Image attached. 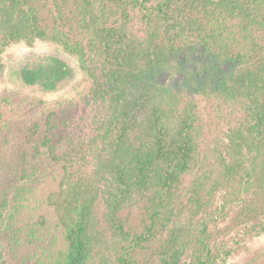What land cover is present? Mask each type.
Returning a JSON list of instances; mask_svg holds the SVG:
<instances>
[{"label":"trees","instance_id":"1","mask_svg":"<svg viewBox=\"0 0 264 264\" xmlns=\"http://www.w3.org/2000/svg\"><path fill=\"white\" fill-rule=\"evenodd\" d=\"M36 40L76 56L90 85L32 103L39 118L0 194L8 240L18 196L49 170L63 248L41 264H225L232 251L203 218L221 191L223 210L240 207L235 229L264 232V0H0V76L5 50ZM9 70L45 94L72 77L55 56ZM200 101L225 125L213 150Z\"/></svg>","mask_w":264,"mask_h":264},{"label":"rangeland","instance_id":"2","mask_svg":"<svg viewBox=\"0 0 264 264\" xmlns=\"http://www.w3.org/2000/svg\"><path fill=\"white\" fill-rule=\"evenodd\" d=\"M46 56L60 58L71 70L72 77L62 89L45 94L21 88L12 82L9 68L15 62L29 57L40 59ZM2 63L0 112L4 118L0 126V194L6 182L15 178L12 166L16 161L23 162V148H28L25 146L27 142L24 137L28 134L27 130L31 123L39 118L37 112L40 108L33 106L32 103L36 99L51 102L75 98L84 95L90 85L89 79L79 67L77 57L50 41L36 40L32 46L25 43L13 44L3 53ZM199 112L206 127L203 137L204 150L207 147L213 150L219 142L227 143L223 121L217 119L215 113L212 114L207 109L204 101L199 102ZM210 160L214 161L212 155ZM48 173L37 184L25 189V192L18 196L15 235L19 243L8 240L6 230L0 231V264L48 263L63 248L61 231L52 209L46 204L47 195L57 189L55 179L57 175L53 176V170H49ZM30 178L25 177L22 182H29ZM14 191L15 189H12L10 194L12 195ZM223 194L224 191L218 194L211 212L203 215V218L206 219L215 242L229 247L232 251L225 264H260L257 255L264 251V232L245 236L241 230L235 229L233 219L240 207L223 210L221 208Z\"/></svg>","mask_w":264,"mask_h":264}]
</instances>
